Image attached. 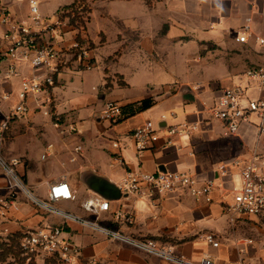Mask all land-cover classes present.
I'll list each match as a JSON object with an SVG mask.
<instances>
[{"label": "crops", "instance_id": "crops-1", "mask_svg": "<svg viewBox=\"0 0 264 264\" xmlns=\"http://www.w3.org/2000/svg\"><path fill=\"white\" fill-rule=\"evenodd\" d=\"M39 1L41 15L46 18L49 14L43 11L45 4H51V15L58 16L63 7L78 0ZM87 2L89 20L97 6L110 5L117 45L108 59H100L103 67L97 72L96 44L86 23L80 36L92 46L94 67L85 70L71 62L52 89L53 110L62 125L57 129L60 134L69 135L67 141L57 147L47 144L41 150L40 161L30 154L25 137L29 133L41 135L45 121L54 120L35 111L11 123L3 155L20 160L19 173L36 196L47 199L50 185L66 179L76 200L58 203L61 209L98 219L128 237L171 244L176 253L193 262L208 256L214 264H264V225L254 216H236L231 221L226 207L233 200L232 188L240 183V178L233 167L228 176L219 171L223 163L234 157L249 160L254 151L264 153V136L257 131L261 119L253 114L237 134L225 136L221 123L209 115L215 99L214 86H232L244 78L247 68L264 67V45L254 37L247 43L236 41L238 31L248 19L253 33L264 38V0ZM0 7L10 11L16 20H27L29 16L27 0H0ZM71 28L62 33L61 45L69 46L77 37ZM67 33H71L69 37ZM117 64L125 68L120 70ZM80 70L85 72L80 75ZM20 71L21 76L0 87V92L13 93V99L4 107L18 100L23 76L38 74L27 66ZM84 77L92 84L91 88L88 84L85 92L70 96L67 104L80 102L66 108L65 89L76 82L82 84ZM122 82L124 86L120 85ZM248 94L259 98L264 96V90L250 89ZM148 97L154 98L155 104L146 111L114 122L102 118L109 101L122 107ZM38 114L45 119L37 123L34 116ZM163 114L166 120H162ZM147 120L161 128L180 123L194 127L188 136H172L170 144L163 131L159 143L137 151L132 132ZM8 133L12 136L9 141ZM115 143L118 147H114ZM79 146L81 150L76 151ZM130 170L188 172L200 181L213 179L217 187L211 202L197 201L184 189L155 197L127 196L118 185ZM8 194L7 179L0 168V198H7ZM96 195L110 202L109 212L96 216L82 208L83 202ZM16 203L19 209H10L0 219V243L9 242L11 237L28 229L64 226V236L80 249L76 264H174L77 223L66 222L38 208L22 193L17 195ZM207 233L216 237L218 247L205 240Z\"/></svg>", "mask_w": 264, "mask_h": 264}, {"label": "built area", "instance_id": "built-area-1", "mask_svg": "<svg viewBox=\"0 0 264 264\" xmlns=\"http://www.w3.org/2000/svg\"><path fill=\"white\" fill-rule=\"evenodd\" d=\"M29 16L27 20H16L10 11L0 7V87L13 78L21 76V68L29 67L38 74L23 76L17 101L4 107L13 99V93L0 92V168L7 178L9 194L0 198V219L5 218L10 209L18 210L16 197L22 193L38 208L56 214L66 222H74L95 232L111 237L115 241L130 245L146 254L153 255L174 264H214L210 257H204L199 262H193L185 256L176 253L171 244H160L152 239H137L128 237L121 232L110 229L98 219L83 218L75 213L61 209L58 203L74 201L76 195L66 179L52 183L48 189L47 199L36 196L28 187L19 173L18 158H7L2 153L7 131L12 122L20 120L32 112L52 118L56 127L60 125V117L53 110L52 89L58 76L71 62L78 63L85 70H91L94 63L91 48L87 41L77 37L69 46L61 45V37L65 29L71 27L69 18L51 23L42 17L39 0H27ZM251 19L237 33L238 43H247L251 37L264 45V38L252 31ZM77 35L80 30L72 26ZM264 90V67L252 66L244 71V78L229 87L214 86L213 105L210 107L211 119L221 123L225 136L235 135L241 125L253 114L261 119L257 125L260 136H264V96L251 98L249 90ZM122 107L119 103H106L102 118L107 121H117L121 117ZM174 116V113L171 114ZM166 120V115L161 116ZM189 123L158 127L153 121L147 120L132 132V138L137 151H144L156 145L166 131L167 144L172 136H188L193 130ZM118 147V144H114ZM77 147L76 151H80ZM46 154L42 156L45 159ZM238 172L240 183L234 185L233 200L226 207L232 222L236 216H254L264 225V153L254 151L249 160L234 157L219 167L223 176L231 173V168ZM217 185L213 179L200 181L188 172L173 171H127L120 181L118 188L124 195L137 197H155L177 189H184L188 195L197 201L211 202ZM82 208L96 216L110 211V202L101 195H96L82 203ZM64 226H41L28 229L20 238V249L26 261L35 264H76L80 256L79 247L64 236ZM213 247L219 242L212 233L204 236Z\"/></svg>", "mask_w": 264, "mask_h": 264}, {"label": "rangeland", "instance_id": "rangeland-1", "mask_svg": "<svg viewBox=\"0 0 264 264\" xmlns=\"http://www.w3.org/2000/svg\"><path fill=\"white\" fill-rule=\"evenodd\" d=\"M99 1L100 0H98V3ZM85 3H87V7L89 9V6H88L89 4L87 0H85ZM43 11L49 14V16L45 18L46 21H49L51 23H54L55 21H57V14L51 15L53 14L51 13V4H45ZM84 16L85 18H87V20L90 17L88 12H85ZM87 24H88V32L91 36V40L96 44L95 54L97 56V61H96L95 70L99 72V71H102V67H103L102 61H100V59L101 60H104L105 58L108 59L110 54H112V51L117 45V41H115L114 39L113 22L110 19V5L108 6L106 4L105 5L100 4L99 6H97L92 11L91 18L89 20V23L87 22ZM70 34L71 33H67L66 37H69ZM105 67H108V65H106ZM116 67H118L120 70L122 68H125L123 65H120V64H117ZM81 71L83 73L85 72L84 70H80V72ZM82 72L80 75H82ZM88 84H89V88H91L92 84L88 83L84 77V82L82 84H80V82H76L71 87L68 86L65 89L66 94L63 97V101L65 103L66 108H69L70 106L76 104L77 102H80V100L78 101L75 100V101H72L71 104H67V101L68 103H70L69 102L70 96L74 97L76 95L82 94V92H85V89L88 86ZM73 86H74V89H72ZM138 94L139 93H135V95H138ZM62 109H65V108L62 107ZM168 114H171V113H168ZM44 119L45 118H43V116H41L40 114L34 116V121L37 123L39 121L40 122L43 121ZM45 123H46V126H45L44 133H42L41 135H32L31 133H29V135L25 137L26 141L29 143L28 148H29L30 154H33V156L37 158L38 161H40L39 157H40V154H42L41 150L44 149L47 144L52 143L57 147L62 142L67 141L69 137V135H65L64 133L60 134L58 132L59 127H61L62 125H59V127H55L53 123L49 122L48 120H46ZM67 127L65 128L67 129ZM21 132H24V131H21ZM11 138L12 136L10 135V133H8V141ZM53 150L54 148L52 149V151ZM5 179H7L6 176H5ZM19 263H20L19 260L12 257L11 255L5 261H0V264H19Z\"/></svg>", "mask_w": 264, "mask_h": 264}, {"label": "trees", "instance_id": "trees-1", "mask_svg": "<svg viewBox=\"0 0 264 264\" xmlns=\"http://www.w3.org/2000/svg\"><path fill=\"white\" fill-rule=\"evenodd\" d=\"M90 9L87 7V3L85 0L75 1L73 4L63 7L60 10L61 19L66 17L69 18V25L80 30V34L82 31L86 29L87 18H85L84 13L90 12ZM77 38L82 40V37L78 34ZM91 47V46H90ZM120 85H125V83H121ZM155 100L152 97H148L142 99L138 102L132 103L130 105L122 106L121 117L132 116L137 113L146 111L154 106ZM122 119H120L121 121ZM22 234H16L11 237L9 242H1L0 243V261H5L10 255L19 260V264H35L34 261L27 262L26 257H23L20 249V238Z\"/></svg>", "mask_w": 264, "mask_h": 264}, {"label": "water", "instance_id": "water-1", "mask_svg": "<svg viewBox=\"0 0 264 264\" xmlns=\"http://www.w3.org/2000/svg\"><path fill=\"white\" fill-rule=\"evenodd\" d=\"M118 192H119V191H118ZM105 194H108V193L105 192ZM119 194H120V192H119Z\"/></svg>", "mask_w": 264, "mask_h": 264}]
</instances>
